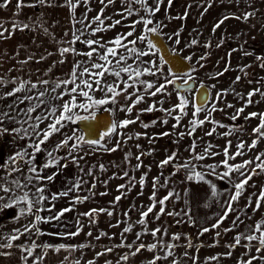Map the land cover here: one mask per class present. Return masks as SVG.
Returning a JSON list of instances; mask_svg holds the SVG:
<instances>
[{"label": "rangeland", "instance_id": "obj_1", "mask_svg": "<svg viewBox=\"0 0 264 264\" xmlns=\"http://www.w3.org/2000/svg\"><path fill=\"white\" fill-rule=\"evenodd\" d=\"M4 0H0L3 3ZM17 0H10V3L6 8H0V21L7 23V26L11 25L12 21L25 22V13L14 10ZM26 3L34 2V0H25ZM74 2V0H73ZM52 6L44 7H34L35 13H39L38 19H42L49 29L54 24V28L51 31L52 47L59 45L58 41L62 39V32L65 33V28L61 25L62 20L58 14H61V9L66 5V0H50ZM107 4V0H105ZM147 3L151 7H155V0H147ZM209 5H211L209 7ZM128 7L140 8L139 5H126L124 0H114V3L108 4L104 9V16L110 19L105 21V24H112L115 20H122L121 25H116L108 31L97 33L95 36L86 35L82 39L91 38L99 39L102 41H110L115 38L118 34L126 33L130 31V27L133 21L140 19V17H147V13L144 10H140L139 14H134L127 19H122L121 15L118 13L122 12L123 9ZM102 5L100 0H87V3L82 2L75 10H71V20H72V31L74 30L73 24L75 23V28H81L79 23L76 21L80 20L83 16H87L88 20L95 17L97 13L100 12ZM27 8V7H25ZM23 8V10L25 9ZM89 9H91L89 11ZM187 13L186 18L180 19L173 17H184ZM246 13H250L247 19L244 18ZM229 17L225 19L219 28L214 30V25L217 24L224 17ZM37 18V17H36ZM35 18V19H36ZM153 20V24L148 27L157 26L159 28L160 34L169 43L172 50L179 52L185 58L191 56L190 60L192 63V69L189 74L194 78L197 84H205L209 87L211 92V97L208 104L216 99V95L221 90H228V95L224 96L217 104V107L223 109V111L214 112L213 118L219 121L220 124L225 125V127H220L213 125L211 123H205L203 126L198 127L192 136L185 134L183 138L179 136V133H187L191 128L190 121L193 119V106L189 103L186 111L187 115L183 116L180 124L182 126L173 128V124H176V120L172 116L177 113H172V116L167 115L165 112L160 111V108L171 109L174 105L178 103L177 90L173 85L167 86V92L170 95L158 93L155 97L149 95V92H145L144 85L137 81V88L141 95L144 96V100L135 105L132 113H127L123 111L126 105L132 103L135 100V96H132L131 100L125 98L124 94L116 97V102L112 103L111 100L106 105H101L95 108V112L104 107H110L113 115V122H120L124 119L136 120V123H132L125 128L118 129L121 133L120 136L113 135L107 140L106 147H113L117 140L122 141L121 147L116 151H106L105 146H90L84 144L78 151L77 155L79 157V165L68 163V167L65 169H60L59 174L56 176L55 180L52 182L48 181H34L31 184H40L46 188L45 195L47 192L54 191L56 181L64 177L67 179H82L84 182L81 185V190L78 192L79 195L90 197L87 201L89 207H99L104 206L105 209L111 207L117 195H121V192L125 193L120 202L115 206L113 210V215L108 216L104 213L103 220L109 222L112 225H117L116 227L106 228L105 226H100V231L107 233L106 236H111L116 239H122L121 233L123 229L128 225V223L140 219V213L143 210V206H147L151 203L149 197L153 193V178L159 176L160 184L165 183V178L168 180V186L163 188H158L156 192L157 199L167 195L170 189H175L180 193V199H173L167 204V211H180L181 209L189 208L191 210V219L195 221V224L188 223V217L186 216H168L162 215L159 220L155 218L156 212L159 211V205L154 209L153 213L149 214L148 217V228L155 229L160 227L162 229H167V235L158 237H153L150 234L144 235L141 238L146 241L150 240L152 243L157 242L158 246L155 251H161V256H163L164 248L168 244H174L173 248L174 256L168 257V264H173V260L180 262V264H238V261L243 258L247 260L250 256H264V252H256V248L260 247L257 241L246 242L241 241L239 246L233 249H229L227 246L233 243V237L239 233H247L249 230L248 226L251 228L255 227L262 218H264V202H262V207L259 211H254L255 208V195L258 194L262 187H264V172H259V174L254 175L249 181V185L246 186V191L241 196L239 202L234 205L237 209H244L247 204V198L252 195L253 203L252 207L247 209V215L243 212L239 213L241 215L242 222L239 223L238 227L231 232H223V229L229 228L232 220L235 218L237 213H231L229 217L223 222L221 228L222 235L218 238V243H216V231L213 230L204 235H200V229L203 227H210L216 220V214H222L221 204L223 201L228 199L229 190L232 189V184L229 180H219L218 177L209 176L208 179H212L213 182L217 184L218 192L222 195L217 198H212L210 195L209 188L204 183H197L195 181H187L185 179L186 170L181 168L179 171L175 170L176 164H184L186 161L192 160L193 153L190 151V146L195 140L196 143V153H204L205 148L211 144L213 147L210 149L213 153H218L217 155H207L204 160H194L193 163L197 165V171H207L203 166L210 164H219L221 161L226 159L224 155V149L228 142L231 141L230 146H228V151L230 154H234L237 149V144L240 142H245L250 145L252 140L256 138L253 133V129L258 126L259 118L246 119L249 113H264V96L259 93L253 96L254 101L258 103H253L252 105L245 108L244 113L241 114L238 120H231L230 117L236 112L237 108L244 106V101L238 98L236 95L244 94L246 97L247 93L253 91L254 89H260L264 91V0H172L171 5H168V0H163L160 5V10L150 17ZM96 25H93L95 27ZM144 24L136 25V30L134 36L128 37V40L135 39V37L143 34ZM179 31L180 43H175L174 34ZM87 32V30H86ZM170 37H173L170 39ZM49 36H47V40ZM197 40L198 44L189 47L191 40ZM13 43L15 45H20L21 41L27 43L26 39H22L20 35L15 34L12 37ZM210 42V47L205 45ZM127 43V41H124ZM132 47V45H128ZM137 49L149 52L146 43H141L137 41L135 45ZM75 48L78 51H89L88 47L82 42H77ZM54 51V50H53ZM103 51V49H100ZM118 54L128 55L124 48L117 49ZM155 52V50H151ZM54 54L56 52H53ZM58 54H55L57 56ZM201 56H205L206 59H200ZM159 52L156 54H149L147 56L139 57L136 59L134 56H128L127 64L132 65L133 68L139 67L141 70L147 67L151 71H155L153 65L149 63L150 61H156L158 65L161 66L163 74L157 73L155 76L148 75L144 73L139 77V80L146 82H152L155 86L165 82V77L169 75V67L166 63H162L160 60ZM258 57L260 59H258ZM74 61H84L85 65L90 67L91 63L87 56H73ZM110 59H112L110 57ZM140 61H144L143 64ZM91 62L103 63L98 59V57L93 56ZM228 69L225 71V69ZM195 69V71H193ZM217 73H223L217 76ZM240 77L237 81L236 78ZM127 80V74L121 73V78H116L112 75H105L103 77L102 83L113 84L114 82H119L120 87H124L123 81ZM131 83L132 81H128ZM214 85V87H213ZM14 86H1L0 93H7ZM48 87V86H43ZM71 87V86H69ZM95 87V85H94ZM59 91V90H58ZM36 90L31 93H18L17 96H23L26 94L35 95ZM129 93L133 92L132 88L128 89ZM50 95H56L55 93H49ZM94 98H106V93L104 91L97 90L91 93ZM187 99L192 102L194 101V93L192 91L184 93ZM47 99V98H45ZM64 100H68L69 97L65 96ZM16 97H5L0 98V112L9 113L10 118H5L0 121V128L8 129V131L0 134V152L4 149V145L7 142H11L13 154H7L9 159L11 156L20 151H27L32 153L33 148L29 147L36 137L32 135V129L30 125L34 121H27L24 110L30 106L32 101H25L24 103H16L15 107L9 108V105L13 104ZM84 100L83 97L77 96V103ZM163 101L162 104L159 102ZM61 101H53L52 103L59 104ZM156 105V110L154 113L157 114L155 120L143 121L139 116V112L142 110H147L150 105ZM207 104V105H208ZM227 104L234 105L233 108H227ZM43 111V108L38 110L36 113H30L28 115H39ZM81 115H87L83 110H78ZM148 112V111H147ZM153 112V111H152ZM149 114V113H148ZM205 113L201 112L199 114V119H204ZM163 119H167L168 123L165 125L160 123ZM27 121V122H25ZM156 121L154 126H151V122ZM48 121L43 122L40 125L41 129H44ZM145 123L150 124L149 127L145 128L143 125ZM213 127H215V132L212 135H206ZM15 129H20L14 133ZM27 130L28 137L25 138L24 131ZM75 130L79 134L81 131L74 126V123H68L61 133L55 134L50 140L42 146L45 150H51L57 142L63 139L62 134H71ZM231 132V135H224L227 132ZM169 132L170 135L160 136L161 133ZM135 133H140V138L134 136ZM82 135V134H81ZM129 135H132V139H127ZM156 137L155 139H151ZM11 139V140H10ZM151 139V142H150ZM71 144V142H70ZM140 145V149L136 145ZM9 151V150H8ZM132 153L130 158V163L125 162V154L128 152ZM140 151L149 152L151 155L143 156L141 159L143 161V167L139 170H134V166L137 164L135 157L139 155ZM177 153V158L174 162L165 166L164 168L158 167L160 161L164 160L167 155L171 153ZM264 152V139L259 140L257 146L251 150L247 147L243 150V155L236 157L234 161H229V163H241L243 160L254 159L257 154ZM59 155H66L64 150H61ZM23 158L22 161L16 163V165H9L8 169H11L8 175L10 179L20 180V176L30 175L28 172L29 164L27 156H20ZM46 161L45 152L36 153L34 165L39 168ZM65 161H62L64 163ZM103 164L105 170L101 171L99 165ZM150 166V170H149ZM15 167L19 169L17 172H12V168ZM250 167H255L251 165ZM83 169V171H81ZM225 169L223 167L217 169L218 172H223ZM57 169L50 167L43 171V176H48ZM124 171L129 172V177H135V187L128 189H122L117 191V186L121 184H127L129 177L123 179L119 178L123 175ZM259 171V170H258ZM91 172V175L89 174ZM147 172V178L143 189L139 183L140 177L143 173ZM161 173H163L161 175ZM116 178H113V177ZM233 180L238 179L236 174H233ZM107 181L105 184L104 182ZM22 184L25 182L20 181ZM95 185L94 189L92 185ZM54 185V186H53ZM30 194H34L36 188L29 187ZM141 191L143 194L141 195ZM93 192L95 195H93ZM101 193H107V195H101ZM208 204V207H205ZM50 202L45 201L43 207H49ZM86 205V204H85ZM133 211H129L127 217L124 215L126 211L133 208ZM56 209V207L54 208ZM53 209V213H54ZM50 213V212H47ZM122 215V216H121ZM126 218H124V217ZM179 221V222H178ZM48 227L47 223L41 224L40 228L43 231ZM52 226H55L52 224ZM142 230L141 225H137L135 232H140ZM173 234H179L180 239L178 241H173L171 239ZM253 234L258 235V233L253 232ZM125 237H129L132 234L125 233ZM21 236L19 239H22ZM188 237H191L189 241ZM191 243V247H189ZM215 244V246H212ZM249 247L251 251L249 252ZM231 251V255L227 256L225 253ZM187 253V255H185ZM219 255V260H210L209 257ZM112 257L110 254L101 257L100 260H110ZM142 263L148 264L153 257H149V254L142 253ZM173 259V260H172ZM112 264H121L120 262L112 261ZM160 264H166L165 260H161ZM253 264H264V261L255 260Z\"/></svg>", "mask_w": 264, "mask_h": 264}, {"label": "snow or ice", "instance_id": "obj_2", "mask_svg": "<svg viewBox=\"0 0 264 264\" xmlns=\"http://www.w3.org/2000/svg\"><path fill=\"white\" fill-rule=\"evenodd\" d=\"M82 2L87 3V0H66V6H68L71 10H75L76 7H78ZM101 2V9L100 12L97 13L95 17H92L91 20H88V17L85 15L80 20L76 21V23H79L81 25V28L76 29L75 23L73 24L74 30L71 32V38L70 39H64L58 41V48L56 50L55 54H58L61 59L57 62H54L52 66H50L47 69V72L52 71V67L55 66L56 63H64L67 56H87L89 58V62L91 63V66L88 67L85 65L84 61H74L72 69L67 74L66 77L62 79H56L54 82L50 81L49 79H38L36 82L26 79H23L21 77H16L11 80H6L3 76H0V86L7 85V84H13L15 85L10 91L7 93H0V98L5 97H16V100L13 104L9 105V108L15 107L16 103H24L25 101H32L33 103L28 106L24 112L25 116L27 117V121H34L30 125L32 129V135L36 137V140L29 145V147L33 148L32 153H28L27 151L20 152L18 151L15 156L11 157V163H15V160L17 157L20 156H27L28 159V172L30 173L29 176L25 178L26 182L21 183L18 179H8L4 175L0 174V193H3V195H0V211H3L4 209L8 210H15L17 212V215L14 217V219H19L20 217H26V216H32L33 219L30 222V224L25 225L23 232L20 229L14 230V234L8 235L6 237L7 243H0V249L5 248H12L13 247V241L18 240L21 236L31 233H35L37 236L43 235V231L40 228L41 224L44 223H51L53 221H59L65 213L72 212L75 209L76 204L83 203L87 201L90 197L88 196H71L70 198V206L60 209L59 211H56L53 213V209L55 208V202L59 200L62 197H69L70 193L73 192H79L81 190V185L84 182L82 179H76L72 182H70L69 186L64 189L63 191L51 193L49 195H45L46 188L44 186H37L35 193L30 195V189H28V185L32 182L33 179L37 181H48L52 182L55 180L56 176L59 174L60 169H65L68 167V163H72L75 165H79V157L77 155L78 151L81 149V146L84 144L90 145V146H105L106 151H116L121 147L122 141L120 139L117 140L116 144L111 147L107 148V140L105 138H111L113 135L120 136L121 133L118 131V129H122L127 127L128 125L132 123H136V120L133 119H124L120 122H112L111 126L106 129V131L103 133V135L99 139H86L83 135L79 134L75 130L72 131L71 134H62L63 139H61L59 142L56 143V145L51 150H45L42 148L43 145H45L51 137H53L57 133H61L62 129L66 127L68 123H76L77 121H86L89 119H95L96 112L95 108L106 105L111 100L112 103L116 102V97L124 94L125 98L128 100L132 99V96L134 95L136 98L132 101L131 104L126 105L124 108H122L123 111H126L127 113H132L133 108L135 105L141 103L144 100V96L140 94L139 89L137 88V81H139L140 84L144 85V91L149 92V90L154 89L153 91L149 92V95L155 97L158 93L167 94L170 95V93L167 92V86L173 85L174 88L177 90V98L178 103L174 105L171 109H163L160 108V111L165 112L167 115L172 116V113H177L176 115L172 116L173 119L176 120V124H173V128H177L182 126L180 124V121L183 116L187 115V107L189 103H192L193 106V119L190 121L191 128L187 133L181 132L179 133V136L183 138L185 134L188 136H192L196 129L198 127L203 126L205 123H211L216 126L225 127V125H222L219 123V121L215 120L213 118V113L216 111H223V109H220L217 107L218 102L226 95H228V90H221L217 93L216 99L211 101L210 104L206 105L204 103H197L196 101L190 102L185 94L181 93V89L184 90V93L193 91L194 86L189 83V81L193 80L191 74L189 73H177L173 72L171 69H169V75L165 77V82L160 84L159 86H155L152 82H146L143 80H139V77L142 76L144 73H147L148 75L155 76L157 73L163 74V70L160 65L156 63V61H150L153 65V68H155V71H151L149 68L145 67L143 70H141L139 67L133 68L132 65L127 64L128 56H134L136 59H139V57L147 56L150 53L156 54L160 51V49L157 47V44L154 43L153 39L150 37L158 36L160 34L159 28L157 26L154 27H148L149 25L153 24V20L150 18L151 16H154L159 10L160 5L163 2V0H155L156 6L153 8L148 5L147 0H124L126 5H139L140 8H133L126 6L122 12L118 13L121 15L122 19H127L128 17L139 14V11L142 9L144 10L148 15L147 17H140V19L133 21L131 25H128L130 27V31L122 34H118L115 38H113L110 41H102L99 39H91V38H85L86 35L88 36H95L97 33L108 31L111 28H114L116 25H121L122 20H115L112 24H105V21L110 19L109 17L104 16V9L107 7L108 4L114 3V0H107V4L105 3V0H100ZM10 3V0H4L3 3H0V8H6L8 4ZM172 3V0H168V5L170 6ZM52 6L50 3V0H34V2L26 3L25 0H17L16 2V10L17 14H19L20 10L25 7H44V6ZM211 5H209L210 7ZM91 9H89L90 11ZM251 15L250 13H246L244 18L247 19L248 16ZM187 13H185L184 17H173L184 19L186 18ZM229 17H224L221 19L217 24L214 25V30L216 28H219L220 25L224 22L225 19H228ZM40 31H42L45 35L52 37V33L49 31V28L47 26H44L43 21H40ZM144 24V29L142 30L143 34L140 36L135 37V39L128 40V37L134 36L136 25L138 24ZM93 25H96L93 27ZM36 25L35 24H29L27 22H16L12 21L10 26H6L3 21H0V40L2 39H10L17 31H24V30H35ZM87 30V32H86ZM66 36L68 33L65 34ZM175 37V43L179 44V31L174 34ZM173 37H170L172 39ZM124 41H127V43H124ZM137 41H140L141 43H146L147 47L149 49V52H145L143 50L137 49L135 45L137 44ZM77 42H82L85 46L88 47L89 51H78L75 48V45ZM132 45V47H129L128 45ZM198 44V41L193 39L190 41L189 47L192 45ZM206 47H210V42L205 45ZM118 48H124L125 52L128 55H120L118 54L117 49ZM100 49H103V51H100ZM155 50V52H152L151 50ZM54 53H47L45 55H41L39 57V61L46 60L48 56L53 55ZM96 56L100 61L103 63H96L91 62L92 57ZM110 57L112 59H110ZM34 57L32 55H29L26 59L21 60V64H27L29 61H32ZM188 60H191L192 57H187ZM201 61L206 59L205 56L200 57ZM258 59H260L258 57ZM160 60L162 63H167V61L164 60L163 57H160ZM141 64L144 63V61H140ZM264 67V65H262ZM228 69L226 68L225 71ZM195 71V69H193ZM121 73L127 74V80H124V87H120L119 82H114L113 84H104L102 83L103 77L105 75H112L116 78H121ZM223 73H217V76L222 75ZM181 81V83L177 84V81ZM237 81L240 80V77L238 76L236 78ZM128 81H132L129 83ZM95 85V87H94ZM48 86V87H43ZM71 86V87H69ZM202 91L203 95L205 96V99H208V92L205 90V86L203 84H200L198 86ZM214 87V85H213ZM132 88L133 92L129 93L128 89ZM33 90H36L35 95L26 94L23 96H17L18 93H31ZM59 90V91H58ZM97 90L104 91L106 93V98H94V96L91 94ZM49 93H55L56 95H50ZM259 93L261 96H264V91H261L260 89H254L253 91H250L247 93L246 97L244 94L237 93L239 99L244 101V106L237 108L236 112L230 117L231 120H238L242 113H244L245 108L252 105L254 102L258 103V101L253 100V96ZM65 96H68V100H64L63 98ZM77 96L83 97L84 100L80 103H77ZM47 98V99H45ZM53 101H61L59 104H53ZM160 104L163 103V101L159 102ZM227 108H233L234 105L227 104ZM41 114L39 115H28L30 113H36L38 110L42 109ZM78 110H83V112L87 113V115H81ZM156 110V105H150L149 108L146 110L148 112H152ZM145 111V110H142ZM201 112L205 113L204 119H199V114ZM5 118H10L9 113L6 112H0V121L4 120ZM139 116L137 117V119ZM252 118H259V124L257 127L253 129V133L256 136L255 139L252 140L250 145H247L245 142H240L237 144V151L234 154H230L228 151V146H230L231 141L228 142V145H226L224 149V155L226 159L221 161L219 164H210V165H204L203 167L207 169V171H197V165L193 163L194 160H204L207 155H217L218 153H213L210 151V149L213 147L211 144H209L205 150L204 153H196V143L195 140H193L192 145L190 146V151L193 153L192 160L186 161L184 164H176L175 170L179 171L181 168L186 170V176L185 179L187 181H195L197 183H204L208 186L210 195L212 198H217L222 195L221 192H218L217 184L213 182L212 179H208L209 176H215L218 177L219 180H229V182L232 184V189L229 190L228 199L223 201L221 204L222 207V214L218 213L216 214V220L211 224L210 227H203L200 229L199 234L202 236L205 233H208L213 230L216 231V243H218V238L222 235L221 231H218V229L221 228V225L223 222L229 217L231 213H237L235 218L232 220V223L229 228L223 229V232H231L235 228L238 227L239 223L242 222L241 215L239 213L243 212L245 215H247V209L252 207L253 198L252 195H250L247 198V204L245 205L244 209H237L234 207L235 204H237L243 195V193L246 191V186L249 185V181L252 179L254 175L259 174V172H264V152H260L255 156L254 159L250 160H243L241 163H229V161H234L236 157L242 156L243 150L247 147L249 150L255 148L259 142V140L264 139V113H256L251 112L248 114L246 119H252ZM25 121V122H27ZM48 121L44 129L40 128V125ZM160 123L167 124L168 120L163 119L162 121H159ZM157 123L156 121L151 122V126H154V124ZM145 128L149 127L150 124L145 123L143 125ZM8 131V129L0 128V134L3 132ZM13 131H20V129H15ZM215 132V127H213L209 132L206 133V135H212ZM169 132L161 133L160 136H167L170 135ZM140 133H135L134 136L138 139L140 138ZM224 135H231V132H227ZM25 138L28 137L27 130L24 131ZM133 136L129 135L127 139H132ZM156 137H153L151 139H155ZM150 139V142H151ZM71 142V144H70ZM138 149H140V145H136ZM64 150L66 152V155L62 156L58 153ZM45 152L46 154V161L45 163L37 168L34 165L35 160V154ZM146 155H151V151L144 152L140 151L139 155L135 157L137 160V164L134 166V170H139L141 167H143V161L142 157ZM132 157V153L129 151L125 154V162L130 163V158ZM177 158V153H171L166 156V158L162 161H160L158 167L164 168L165 166L169 165L170 163L174 162ZM62 161H65L62 163ZM4 162L0 163V165H3ZM255 165V167H250L251 165ZM6 167V165H5ZM56 168L57 171L48 175L43 176L42 173L47 168ZM223 167L225 170L223 172H218L217 169ZM99 168L101 171H104V165H99ZM150 170V166H149ZM259 170V171H258ZM19 169L13 167L12 172H17ZM83 171V169H81ZM91 175V172L89 173ZM163 173H161L162 175ZM233 174H236L238 176V179L233 180ZM125 177H129V172L124 171L123 175L119 178L123 179ZM113 178H116L115 176ZM147 178V172L143 173L140 177L139 183L141 185V188L143 189V186L145 184ZM105 184L107 181L104 182ZM153 193L149 197V200L151 203L147 206H141L142 211L140 213V219L135 221L134 223H128V225L123 229V232L121 233L122 242L120 245H117V247H125L132 248V244L125 245L124 241L126 240L125 233H130L133 230L134 225H141L142 230L140 232L136 233V240L139 241L142 236L150 234L153 237H158V234L160 236L167 235V229H162L160 227H157L155 229H149L148 228V217L150 213H153L154 209L159 205V211L156 212L155 218L157 220L160 219L162 215H168V216H186L188 217V223L195 224V221L191 219V210L189 208L181 209L180 211H167L166 207L169 202H171L173 199L179 200L180 199V193L177 192L174 188L170 189L167 193V195L157 199L156 192L158 188H163L168 186V180L165 178V183L160 184V177H154L153 178ZM95 185H92V188L94 189ZM135 187V177H129V181L127 184H121L117 186V191H121L122 189H128L131 190V188ZM141 195L143 192L141 191ZM93 195L95 193L93 192ZM101 195H107V193H101ZM255 195V208L254 211H259L262 207V202H264V187L261 188L260 192ZM125 196L124 192H121V195H117L114 199V201L111 204L110 209L100 208V209H89L87 212L81 213L80 215L87 217L89 219L90 224H94L96 222V216L98 213H106L108 216H112L113 210L115 206L120 202L122 197ZM45 201L50 202V206L48 208H44L43 205ZM208 204H205V207H208ZM133 208H130L128 211L124 213V215L127 217L129 211H133ZM47 211L50 213H53L52 215L43 216L41 215L42 212ZM179 222V221H178ZM79 225V221H77ZM120 222H118L119 224ZM117 225H112V227H116ZM249 230L247 233H239L233 237V243L228 245L227 247L229 249H233L236 246H239L241 244V241L246 242H252L257 241L260 247L256 248V252H264V218H262L258 223L255 224L254 228H251V226H248ZM83 231V226L80 225L75 232L68 233L70 236H76L79 235L80 232ZM253 232L258 233V235L253 234ZM59 235H64L63 233H60ZM88 236H91L92 233L88 232ZM107 233L101 232L99 236L96 237V239H100L102 236H106ZM171 239L173 241H178L180 239L179 234H173ZM189 241H191V237H188ZM135 243V241L133 242ZM157 242H153L151 244L145 245L144 243H139L136 246V249L134 252H131L130 255L135 256L137 255L141 250H147L150 252H155L157 249ZM191 247V243L188 245ZM212 246H215L213 244ZM21 251L25 253L23 256L24 264H28V260L31 257L33 264H43V259L47 255V251L49 249L54 250L55 252H60L62 249H65L66 246L64 244H60L58 246L51 245V244H43V245H37L35 241L32 242L31 246H24L20 245ZM40 247L42 251L39 255H34L36 248ZM71 248L79 247L84 248L87 247V245H79V246H69ZM175 247L174 244H168L164 248V255H155L154 258L148 262V264H157L158 261L165 260L169 256H174L173 248ZM249 252L251 251V248L249 247ZM113 251L112 248H108L105 250V252H99L96 253L97 256H103L107 252ZM3 254V253H0ZM187 255V253H185ZM225 255L230 256L231 251L228 253H225ZM219 255L209 257L210 260H219ZM122 260L127 261L129 259V254H125L121 257ZM255 260L264 261V256H250L247 260L241 258L238 261V264H253ZM74 264H79V261L74 262ZM87 264H94V261H88ZM105 264H112L111 261H105ZM173 264H180V262L173 260Z\"/></svg>", "mask_w": 264, "mask_h": 264}, {"label": "crops", "instance_id": "obj_3", "mask_svg": "<svg viewBox=\"0 0 264 264\" xmlns=\"http://www.w3.org/2000/svg\"><path fill=\"white\" fill-rule=\"evenodd\" d=\"M14 10H16V5L14 6ZM20 11L25 13V22L29 24H35L36 29L17 31L15 33L17 35H20L22 39H26L27 43L21 41L20 45H15L12 40V37H14L15 34L10 39L0 40V76H3L6 80L21 77L26 80L30 79L33 82H36L38 79H49L50 81L54 82L56 79H62L66 77L72 69L74 62L73 56H67L64 63H56L55 66L52 67V71L50 73L47 72V69L52 66L54 62L59 61L61 57L59 55L55 56V54H53L48 56L47 59L43 61H39V57L49 52H56L59 45L52 47L50 42L52 37H49V39L47 40V35L40 31L39 22L43 20L38 19L37 15L39 13H35L32 7H27L24 10L21 9ZM58 15L62 20L61 25L63 27H66L64 29L65 33L62 32V39H70L72 32V20L69 7L66 5L62 7L61 14ZM5 25L7 26V23H5ZM53 28L54 24H52L49 31L51 32ZM66 33H68L67 36L65 35ZM29 55H32L34 59L32 61H29L27 64H21L20 61L26 59ZM11 85L15 86L13 84H7V86ZM16 132L17 131H15L14 133ZM13 145L14 143L12 144L11 142H7L4 145V149L0 152V163L4 162L3 165H0V174L4 175L8 179H10V175H8L7 173H9V171L11 170L8 169V166L16 165L17 162L23 160V158L17 157L15 163H11V160L9 159L10 156H8L7 154H13L11 152L14 149L12 148ZM27 176H29V174H27L26 176L21 175L20 181L26 182L25 178ZM74 180L64 177L60 178L58 181H56V184H54L56 188L55 192L63 191L69 186L70 182ZM30 186L33 188L37 187L36 184L33 185L30 183L28 185V189L26 190H29ZM39 186H41V184ZM42 186H44V184ZM51 193H54V191L47 192L48 195ZM0 195H3V193H0ZM75 195H79V193L73 192L70 193L69 197H62L57 200L55 202L56 209H54V212L70 206V198L71 196ZM86 206H88L86 202L76 204L74 211L65 213V215L59 221L47 223L48 227H46L45 225V228H42L44 229L43 235L37 236L34 232L31 234L26 233L25 235H23L22 239H18L12 242V248L0 249V253H3L0 254V264H24L23 256L25 255V253H23L18 246H31L33 241H35L37 245H43L47 243L55 246H58L60 244H64L66 246V248L62 249L60 252H55L54 250L49 249L47 251V255L43 259V264H74V262L76 261H79V264H87V262L90 260L94 261V264H105V261L111 260L114 262L118 261L121 264H141L143 259V250H141L135 256L130 255V253L135 251L136 246L139 243L142 242L147 245L151 244L152 242L150 240L144 241L142 238L139 241L136 240L137 232H135V230L137 225H134L132 232H130V234L132 235L126 237V240L124 241L125 245L132 244V248H128L127 246L117 247V245L121 244L122 239H116L111 236H102L100 237V239H96V237L99 236L102 232L100 231L101 225V227L105 226L109 229L112 228V226L109 222H105L103 220L102 214L104 215V213H98V215L96 216V222L94 224H90L89 219L80 214L87 212L89 209L96 208L92 206L87 209L85 208ZM100 208H104V206L99 207V209ZM110 208L111 207H108L107 209ZM52 214L53 213H47V211L41 213V215L43 216ZM16 215L17 212L15 210L4 209L3 211H0V243H7L6 237L8 235L14 234V230L16 229H20L23 232L25 225L30 224L33 219L32 216H26L20 217L17 220L14 219ZM133 219L134 220L132 223L136 221L135 218ZM77 221H79V225ZM52 224H54L55 226H52ZM80 225L83 226V231H81L79 235H68V233L75 232ZM88 232H91L92 235L88 236ZM60 233H63L64 235H59ZM134 241L135 243H133ZM79 245H87V247H69ZM108 248L113 249V251L106 253L110 254L112 258L110 260H100V258L106 256V254L103 256H97L96 253L105 252V250ZM41 251L42 249L40 247H37L34 255H39ZM145 253L149 254V257L153 258L155 255L161 256V251L150 252L145 250ZM125 254H129V259L127 261L121 259V257ZM167 260L168 258L165 259L166 264H168ZM28 264H33L31 257L28 260ZM157 264H160V261H158Z\"/></svg>", "mask_w": 264, "mask_h": 264}, {"label": "water", "instance_id": "obj_4", "mask_svg": "<svg viewBox=\"0 0 264 264\" xmlns=\"http://www.w3.org/2000/svg\"><path fill=\"white\" fill-rule=\"evenodd\" d=\"M153 39L154 43L157 44V47L160 49L159 54L161 57L167 61V65L173 72L177 73H188L192 69V64L189 60L183 57L179 52L172 51L169 47V44L165 40V38L159 34L158 36L150 37ZM181 82H177L179 84ZM190 84L194 86L195 93V101L197 103L208 104L211 92L207 85L205 86V90L208 92V99H205L203 95V91L196 86L195 81H189ZM184 92L183 89L180 90ZM113 122L112 110L110 107H104L96 111L95 119H89L86 121H77L74 123V126L82 131L85 134L86 139H99L107 128L111 126Z\"/></svg>", "mask_w": 264, "mask_h": 264}, {"label": "flooded vegetation", "instance_id": "obj_5", "mask_svg": "<svg viewBox=\"0 0 264 264\" xmlns=\"http://www.w3.org/2000/svg\"><path fill=\"white\" fill-rule=\"evenodd\" d=\"M168 43V42H167ZM169 44V43H168ZM169 47H170V45H169ZM171 48V47H170ZM172 50V49H171ZM172 51H174V50H172ZM175 52H177V51H175ZM184 57V56H183ZM187 59V58H186ZM188 60V59H187ZM190 61V60H189ZM191 62V61H190ZM192 64V63H191ZM167 65V64H166ZM168 66V65H167ZM193 66V65H192ZM169 67V66H168ZM170 69V68H169ZM188 73H190V72H188ZM195 81V80H194ZM177 82H181V81H177ZM195 84H196V86H199L200 84H197L196 83V81H195ZM190 92V91H189ZM193 93H194V101H195V93H196V91L195 90H193L192 91ZM182 94H184V92H181ZM145 112V115H148V116H145V119H142L144 122L145 121H148V120H155L156 118H157V114L156 113H154V111L153 112H147V111H144ZM148 113H150V114H148ZM113 116V115H112ZM81 134L83 135V136H85V134L81 131Z\"/></svg>", "mask_w": 264, "mask_h": 264}, {"label": "trees", "instance_id": "obj_6", "mask_svg": "<svg viewBox=\"0 0 264 264\" xmlns=\"http://www.w3.org/2000/svg\"><path fill=\"white\" fill-rule=\"evenodd\" d=\"M149 114H150V113H149ZM145 116H148V115H145V112H144V111L139 112V117H140L141 119H145Z\"/></svg>", "mask_w": 264, "mask_h": 264}]
</instances>
